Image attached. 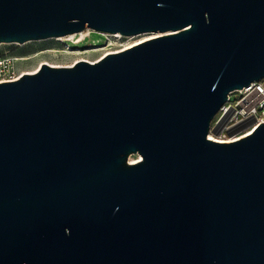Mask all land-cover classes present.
I'll list each match as a JSON object with an SVG mask.
<instances>
[{
	"label": "water",
	"instance_id": "95a60500",
	"mask_svg": "<svg viewBox=\"0 0 264 264\" xmlns=\"http://www.w3.org/2000/svg\"><path fill=\"white\" fill-rule=\"evenodd\" d=\"M84 30L160 36L0 83V264H264V124L206 138L264 0H0V45Z\"/></svg>",
	"mask_w": 264,
	"mask_h": 264
},
{
	"label": "built area",
	"instance_id": "2783aa9c",
	"mask_svg": "<svg viewBox=\"0 0 264 264\" xmlns=\"http://www.w3.org/2000/svg\"><path fill=\"white\" fill-rule=\"evenodd\" d=\"M105 36L114 40L123 37L117 34ZM110 43L109 46L112 45ZM15 62L12 57L0 58V83L20 78L21 73L14 68ZM261 124H264V78L228 95L225 104L213 117L206 138L214 143H233L251 135Z\"/></svg>",
	"mask_w": 264,
	"mask_h": 264
},
{
	"label": "rangeland",
	"instance_id": "374dc122",
	"mask_svg": "<svg viewBox=\"0 0 264 264\" xmlns=\"http://www.w3.org/2000/svg\"><path fill=\"white\" fill-rule=\"evenodd\" d=\"M103 34V33H101ZM152 37L150 34H139L135 36L122 37L119 40H114L111 37L105 35H96L91 33L89 37L85 38L80 44L72 45L67 42L55 41L54 39L28 42L26 44H1L0 45V58L3 57H28L36 53L44 52L47 50H57L62 51L64 47L69 46L74 51L73 52H89L92 50H99L98 52L86 54V55H56L43 54L39 55L36 58H32L24 62H15L14 68L19 73L32 72L40 66L41 63H49L59 66H68L73 61H96L99 60L104 55L113 53L114 51H122L126 47H129L139 41L148 39ZM73 38L76 40V36L73 35ZM78 38V37H77ZM152 39V38H151ZM111 40L112 45L109 46L108 43ZM149 40V39H148ZM81 50V51H80ZM134 157V155L130 156ZM128 159V160H129Z\"/></svg>",
	"mask_w": 264,
	"mask_h": 264
},
{
	"label": "bare ground",
	"instance_id": "6f19581e",
	"mask_svg": "<svg viewBox=\"0 0 264 264\" xmlns=\"http://www.w3.org/2000/svg\"><path fill=\"white\" fill-rule=\"evenodd\" d=\"M91 33H93V34H96V35H105V34H101V33H99V32H95V31H91V30H84V31H82V32H80V33H77V34H72V35H68V36H66V37H61V38H54V40L55 41H60V42H67V41H69V43H71L72 45H77V44H80L83 40H85V38H87V37H89L90 36V34ZM148 34H150V35H152V37H150V38H148V39H153V38H155V37H158V36H160V34L159 33H148ZM73 35L74 36H76V40L73 38ZM118 36H121V35H119V34H117ZM142 35H144V34H142ZM78 37V38H77ZM148 39H144V40H142V41H139V42H137V43H135V44H133V45H131V46H129V47H126L125 49H123L122 51H124V50H126V49H129V48H131V47H133V46H135V45H138V44H140V43H142V42H145V41H147ZM111 41V40H110ZM112 42V41H111ZM110 44H112V43H110ZM74 50L72 49V48H70L69 46H66V47H64V49L62 50V51H57V50H47V51H44V52H40V53H36V54H34V55H32V56H28V57H20V58H14V60L16 61V62H24V61H28V60H30V59H32V58H36V57H38L39 55H43V54H51V55H53V56H56V55H58V54H60V55H86V54H91V53H95V52H98L99 50H92V51H89V52H73ZM81 51V50H80ZM118 52H121V51H117V52H114V53H118ZM111 54V53H110ZM105 56V55H104ZM103 56V57H104ZM102 58V57H101ZM100 58V59H101ZM84 61H87V60H84ZM96 61H98V60H96ZM96 61H87V62H89V63H94V62H96ZM76 62H78V60H75V61H73L70 65H68V66H73ZM43 64H46V65H48V66H50V67H67V66H59V65H54V64H49V63H41L40 64V66L41 65H43ZM40 66L38 67V68H36L34 71H32V72H27V73H21V75H25V74H34V73H36L37 71H38V69L40 68ZM20 75V76H21ZM141 160V157L140 156H138V155H134V157H131L128 161H129V163H137V162H139Z\"/></svg>",
	"mask_w": 264,
	"mask_h": 264
}]
</instances>
